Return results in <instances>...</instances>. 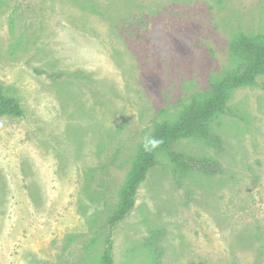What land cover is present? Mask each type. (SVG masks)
<instances>
[{
  "label": "rangeland",
  "instance_id": "374dc122",
  "mask_svg": "<svg viewBox=\"0 0 264 264\" xmlns=\"http://www.w3.org/2000/svg\"><path fill=\"white\" fill-rule=\"evenodd\" d=\"M264 0H0V264H100L138 142L234 68ZM36 69L45 72H38ZM51 74V75H50ZM213 121L222 173L166 154L113 230L115 264H264V75Z\"/></svg>",
  "mask_w": 264,
  "mask_h": 264
},
{
  "label": "trees",
  "instance_id": "16d2710c",
  "mask_svg": "<svg viewBox=\"0 0 264 264\" xmlns=\"http://www.w3.org/2000/svg\"><path fill=\"white\" fill-rule=\"evenodd\" d=\"M229 51L234 62L232 70L213 80L206 93L193 95L176 120L155 124L150 135L162 140V144L147 152L142 146L144 139L138 142L136 156L120 192L118 204L108 219L110 228L100 264H115L113 230L134 209L138 190L150 170L158 164L160 154H166L178 180L191 172L209 177L222 173V164L217 157L190 154L176 149V146L184 140H197L218 151L224 149V140L213 129V121L219 115L231 112L229 102L237 89L258 84L259 78L264 75V33H239L230 39ZM36 71L47 73L39 69ZM8 116L24 117L25 109L21 100L8 93L0 83V119Z\"/></svg>",
  "mask_w": 264,
  "mask_h": 264
},
{
  "label": "clouds",
  "instance_id": "9594fccd",
  "mask_svg": "<svg viewBox=\"0 0 264 264\" xmlns=\"http://www.w3.org/2000/svg\"><path fill=\"white\" fill-rule=\"evenodd\" d=\"M162 140L155 138L154 136L148 135L144 138L142 146L145 151L151 152L158 148L162 144Z\"/></svg>",
  "mask_w": 264,
  "mask_h": 264
}]
</instances>
